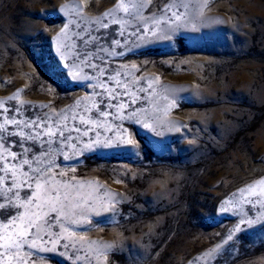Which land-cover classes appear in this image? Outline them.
I'll list each match as a JSON object with an SVG mask.
<instances>
[{
    "label": "rangeland",
    "instance_id": "1",
    "mask_svg": "<svg viewBox=\"0 0 264 264\" xmlns=\"http://www.w3.org/2000/svg\"><path fill=\"white\" fill-rule=\"evenodd\" d=\"M167 2L185 16L198 12V31H181L203 38L152 39L138 54L113 61L125 73L119 79L135 85L130 87L132 92L143 86V93H137L141 98L132 107L153 128L129 127L125 121L136 146L122 147L131 151L113 154V149L94 146L78 157L76 171L69 169L64 177H74L86 199L107 194L120 201L114 205L120 224H107L112 212L91 213L89 218L99 223L88 225L86 231L77 229L76 243L67 249L63 243L69 242L63 241L56 252L37 253L39 264H213L206 255L209 252L220 255L215 264H232L227 255L232 244L241 254L237 264H264L260 247L264 202L249 208L239 195L250 184L257 191L264 187L257 183L264 179V0ZM119 3L0 0V102L16 96L15 103L50 104L56 113L65 110L66 115L79 113L86 119L93 115L94 111H84L95 107L96 97L89 99L93 90L66 84L53 38L68 19L75 18V8L90 28ZM106 19L108 31L120 27L111 24L112 17ZM75 31L72 28L69 35ZM72 39L81 46L79 37ZM77 100L82 101L80 106ZM105 123L115 127L111 121ZM108 135L105 132L97 139L103 141ZM88 139L82 138L80 147ZM54 157L60 160L55 153ZM18 179L13 188L19 187ZM6 187L0 183V223L24 211L26 190L13 192ZM226 201L231 202L226 205L229 211L221 213ZM241 217L254 222L244 225L239 238L217 253L223 244L221 235ZM105 245L116 249L108 250L111 254L106 259ZM252 251L257 255H250ZM41 255L50 259L40 260Z\"/></svg>",
    "mask_w": 264,
    "mask_h": 264
},
{
    "label": "snow or ice",
    "instance_id": "2",
    "mask_svg": "<svg viewBox=\"0 0 264 264\" xmlns=\"http://www.w3.org/2000/svg\"><path fill=\"white\" fill-rule=\"evenodd\" d=\"M74 12L75 18L68 19L53 38L54 55L66 84L93 90L89 99L96 97L93 101L95 107L84 111H94V114L86 119L79 113L66 115L65 110L56 113L50 104L28 105L23 101L15 103L16 96L0 102V183L6 184V188L13 192L26 190L23 193L24 203L21 205L24 211L10 222L5 220L0 223V229L3 230L0 232V264H39L37 253L56 252L57 246L63 241L69 242L63 243L65 249L75 245L77 229L86 231L88 225L99 223L89 216L91 213L99 216L100 209L113 213L106 218L108 225L119 226L114 205L120 201L109 199L107 194L86 199V194L81 191L83 186L74 177L64 178L67 170L76 171L78 157L94 146L113 149V154H117L115 150L131 151V148L122 147L136 146L124 127L125 121L129 127L140 125L145 129L153 128L152 124L141 121L137 108L132 107L141 98L137 93H143V86L132 92L130 87L135 85L130 86L119 79L125 73L120 67H114L113 61L126 55L138 54L142 45L152 39H175L183 42L189 38L193 41L203 38L202 35H185L181 31L188 28L193 32L198 31V12L187 16L180 11L174 12L167 0H160L159 3L157 0H120L111 12L103 13L90 28L82 23L81 10L75 8ZM117 12L122 13V16L116 17ZM107 17H112V25L120 27L108 31L110 24ZM148 21L152 22L151 26ZM72 28L78 29L72 32V36L79 37V47L69 35ZM132 68L135 69L136 66L132 65ZM128 79H131V74H128ZM110 84H115V87H109ZM55 87L59 88L60 85ZM125 96L130 98L128 102L124 101ZM81 103L80 100L76 101L77 106ZM69 121L73 123L69 124ZM107 121L114 123L115 127L105 123ZM169 124L176 126L173 122ZM105 132L110 133L106 139H97ZM90 133H93L91 137ZM85 137L89 139L80 147L82 138ZM54 153L60 157L59 161ZM17 179L19 187L13 188ZM257 183L264 186V179ZM239 195L243 196L244 203L249 208L257 207L264 202V187L257 191L256 186L250 184L241 188ZM229 203L231 202L226 201L221 206V213L229 211L226 206ZM253 222L241 217L225 235L218 234L221 235L223 244L218 245L217 253H221L224 246L239 238L244 225ZM79 240L82 242L83 237ZM104 247L105 259L111 251L116 250L114 245ZM260 247L264 249V241ZM206 255L212 259L213 264L220 259L219 254L213 256L209 252ZM227 255L232 259V264H237L241 259L235 244L227 250ZM250 255L257 253L252 251ZM47 259L50 257L40 256V260Z\"/></svg>",
    "mask_w": 264,
    "mask_h": 264
}]
</instances>
